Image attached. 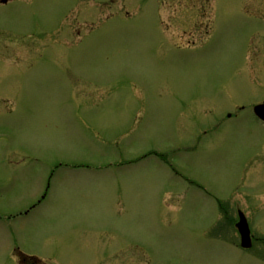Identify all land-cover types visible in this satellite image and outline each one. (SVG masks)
<instances>
[{"label": "rangeland", "instance_id": "374dc122", "mask_svg": "<svg viewBox=\"0 0 264 264\" xmlns=\"http://www.w3.org/2000/svg\"><path fill=\"white\" fill-rule=\"evenodd\" d=\"M8 27L0 264L18 225L59 264H264L226 213L264 237V0H12Z\"/></svg>", "mask_w": 264, "mask_h": 264}, {"label": "flooded vegetation", "instance_id": "af4514ba", "mask_svg": "<svg viewBox=\"0 0 264 264\" xmlns=\"http://www.w3.org/2000/svg\"><path fill=\"white\" fill-rule=\"evenodd\" d=\"M11 1L12 0H6L3 2L2 0H0V5H7L11 3ZM26 34H28V32H25V29L16 30V29H11V27H8L7 29H4V31L0 33V36H26ZM66 34H67L66 31L62 33V35L64 36H66ZM259 68H261V66ZM259 68H257V70H261ZM257 73H258L257 74V78H258L259 74L262 73V71H257ZM263 102H264V97L260 98L258 101H254L253 103H255L256 105V104L263 103ZM251 117L252 119H255L259 124L264 126V123L261 120H259L253 114V112H251ZM262 157L264 158V154ZM44 199H45V196H44ZM241 205L242 207L241 206L239 207L233 204H228L226 207V213L231 214L230 212H233L237 216L236 221L238 220V214L240 212H243L245 214V216L247 217L248 223H249L250 231H251L252 246L251 248H248V249L242 248V250L252 252L254 253L256 257L264 259V237L259 231L255 229L256 224L252 223L250 214L249 215L247 214L248 212L251 211L250 210L251 208L249 206L244 207L243 204ZM230 220L233 221V218L231 217ZM22 230L23 228H21L18 225V226H14L13 229L3 231L7 235V237H4V243L6 245V247H4V251L10 253V257L6 261L7 264H59L57 260H53V258H48V257L42 258V257H39L37 253L30 252L25 247V241L23 240V238L22 237L20 238L21 234L22 233L24 234V231L22 232ZM26 230H28L27 232L30 231L29 229L25 228V231ZM237 247L241 249L240 246H237Z\"/></svg>", "mask_w": 264, "mask_h": 264}, {"label": "water", "instance_id": "95a60500", "mask_svg": "<svg viewBox=\"0 0 264 264\" xmlns=\"http://www.w3.org/2000/svg\"><path fill=\"white\" fill-rule=\"evenodd\" d=\"M6 1V0H5ZM255 114L262 120H264V104L256 106L254 108ZM241 218V217H240ZM239 228L240 234H241V242L243 247H250V235H249V229L248 226L244 220V218H241L240 223L237 225Z\"/></svg>", "mask_w": 264, "mask_h": 264}]
</instances>
